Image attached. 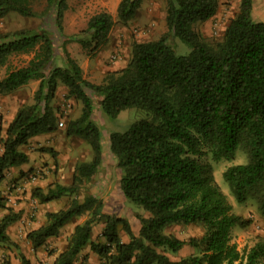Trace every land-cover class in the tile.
I'll return each instance as SVG.
<instances>
[{
    "label": "trees",
    "instance_id": "trees-1",
    "mask_svg": "<svg viewBox=\"0 0 264 264\" xmlns=\"http://www.w3.org/2000/svg\"><path fill=\"white\" fill-rule=\"evenodd\" d=\"M44 1L46 7L39 14L33 0H0V18L10 12L35 17L54 8L55 24L62 32L67 0ZM142 1L120 0L116 19L106 11L94 14L75 41L88 55L96 56L108 44L115 24L127 26ZM164 1L167 32L158 40H134L127 64L108 71L99 84L85 78L67 51L66 66H56L54 45L46 31L0 33V74L7 69L0 78V96L31 81L39 82L33 103L19 107L4 130L0 126V210L6 211L0 218V245L11 242L8 229L23 215L8 205L1 188L5 172L29 162L21 146L59 131L63 116L53 101L63 87L67 99L81 104L79 116L62 123L65 137L86 142L92 159L75 166L69 185L52 182L31 189L30 197L43 205L70 198L64 208L46 212L45 221L26 233L33 251L85 217L74 225L66 248L53 264H89L87 256L80 258L87 246L102 264H264V238L243 250L233 242L234 228L247 227L251 221L232 212L214 181L211 165L201 160L204 150L219 161L233 157L241 148L247 163L228 167L223 179L239 203L255 200L264 215V22L254 19V0H238V10L223 38L211 45L197 26L218 13L220 0ZM170 37L186 44L190 53L177 55L168 43ZM13 55L31 58L9 70ZM92 94L101 97V109L110 120L125 109L147 112L146 118L133 122L124 132L109 136L110 151L121 171L122 194L147 214L137 215V233L127 219L104 214L101 199L89 194L82 200L79 197L81 185L91 181L103 163L102 131L94 120ZM41 151L56 156L54 149ZM35 174L30 169L20 179H32ZM102 221L104 242H92V230ZM194 224L203 228L200 238L185 240L165 233L172 225ZM186 246L198 248L200 255L169 257ZM20 264H31L22 253Z\"/></svg>",
    "mask_w": 264,
    "mask_h": 264
},
{
    "label": "rangeland",
    "instance_id": "rangeland-1",
    "mask_svg": "<svg viewBox=\"0 0 264 264\" xmlns=\"http://www.w3.org/2000/svg\"><path fill=\"white\" fill-rule=\"evenodd\" d=\"M119 2L120 0H67L62 32L56 27L54 8H51L45 15L35 17H25L16 12H10L5 17L0 18V33L22 29L46 31L54 45V64L58 67H65L64 53L67 51L81 66L85 78L90 82L99 84L108 71L114 70H108L110 66L114 67L115 63L121 61H124L122 62L123 67L127 64L130 60V48L134 40L141 42L158 40L167 32L165 1L143 0L134 19L127 26L116 23L106 47L96 56L88 55L75 41V36L85 30L89 18L96 13L106 11L116 19ZM220 2L218 13L209 21L197 26L207 43L211 45L221 41L230 20L238 10V0H220ZM32 5L39 14L46 7L44 0H33ZM253 16L256 21L264 22V0H254ZM168 43L179 56H186L190 53V48L176 37H170ZM30 58L29 55H13L9 58L8 69L13 70L21 67L27 64ZM6 70V68L2 69L0 78L5 76ZM38 85V81H31L13 92L12 95L1 99L9 100L4 101L5 104L20 102L19 107L32 104L34 92ZM66 93L67 90L61 87L53 101V105L59 108V112L63 116L62 123H65L69 118L78 117L81 112V104L72 99H67ZM92 98L95 110L94 120L102 131L103 163L92 180L81 185L79 197L82 200L86 194H89L101 199L104 203V214L127 219L134 232L137 233L140 227L137 215L146 217L147 214L141 207L126 201L122 194L120 188L121 171L117 166L115 156L110 151L109 136L112 132H124L133 122L146 118L147 112L136 108L125 109L120 112L116 119L110 120L101 109V97L92 94ZM3 111L4 113L0 117L1 120L2 118L4 120L3 124L7 125L15 110L9 105ZM59 127V131L55 133L54 137L55 157L41 151L45 148L41 142L31 147V140L24 146L26 149L27 147L34 148L40 153L41 157L37 158L40 159V164L35 168V179H24L20 183L18 181L16 183L10 182L7 187L2 189L8 197L9 207L15 211L21 210L23 215L20 221L8 229L11 242L0 245V264H20L21 253L30 260L31 264H53L56 255L66 248L67 237L74 225L85 219L83 217L70 223L61 230L58 237L49 239L46 245L37 251H33L25 241L26 233L39 227L45 221L46 212L64 208L70 200V198H62L48 204H39L36 199L30 197L31 189L42 179H47L48 184L52 181L69 185L72 182L75 166L80 162L92 159V150L86 142L76 137H65L64 126ZM1 128L4 130L3 127ZM201 160L211 165L214 181L226 196L227 202L232 206V212L251 221L247 227L234 228L232 232L233 242L238 245L240 250H243L245 247L252 246L258 238H264V215L259 212L257 202L250 199L246 203H239L223 179V173L228 167L247 163V154L238 148L233 157L215 161L204 150ZM5 212L0 210V218ZM104 225L105 222L102 221L94 226L91 236L92 242H104L101 237ZM165 233L187 240L200 238L203 234V228L198 224L172 225L165 229ZM121 237L124 242L128 241L127 235L122 231ZM200 253L198 248L186 246L181 251L168 255L172 260H177L190 255H200ZM83 256L88 257L89 264H102L98 255L94 254L89 246L80 253V258Z\"/></svg>",
    "mask_w": 264,
    "mask_h": 264
},
{
    "label": "crops",
    "instance_id": "crops-1",
    "mask_svg": "<svg viewBox=\"0 0 264 264\" xmlns=\"http://www.w3.org/2000/svg\"><path fill=\"white\" fill-rule=\"evenodd\" d=\"M253 12H254V8H253ZM122 62H124V61L115 63V66L114 67L110 66L108 68V70H111V69L116 70V69L123 68ZM10 95H12V94H10ZM10 95H7L6 97H8ZM1 98H5V96H0V115L2 113H4L3 110H5L6 108H8L9 105H11L12 108H14L15 112L18 110V107L20 106V102H17V103L11 102L10 104H5L4 101H9V100H7V99L3 100ZM15 112L12 115V118L8 121L7 125L11 122V120L15 116ZM3 122H4L3 118L1 120V117H0V126L2 125L1 127L4 128L5 123L3 124ZM7 125H5V128L7 127ZM54 137H55V133L45 134V135H41V136L35 137V138L32 139V146L31 147H34L39 142H41L43 144V147H45V148L56 149ZM20 150L24 151L29 156V162L27 164L22 165V166H19V167H16V168H11V169L7 170L5 172L4 180L1 183V188L2 189H3V187H7V185L10 182H13V183L15 182L16 183L18 181V183H20V180H23V179H20L22 173H26L30 169H35L40 164V159H37V158H40L41 157L40 156V153L38 151H35L34 148H28L27 147V149H26V148H24V146H21L20 147ZM1 151H2V148H1V145H0V152ZM51 183H52V181H51ZM47 184H48L47 179L46 180L45 179H42V180H39L34 187H42V188H45L47 186ZM24 238H25V241L28 243V245L31 247V245L29 244V242L26 240V236H24Z\"/></svg>",
    "mask_w": 264,
    "mask_h": 264
},
{
    "label": "built area",
    "instance_id": "built-area-1",
    "mask_svg": "<svg viewBox=\"0 0 264 264\" xmlns=\"http://www.w3.org/2000/svg\"><path fill=\"white\" fill-rule=\"evenodd\" d=\"M60 126H62V123H60ZM32 179L34 180V179H35V177H32Z\"/></svg>",
    "mask_w": 264,
    "mask_h": 264
}]
</instances>
